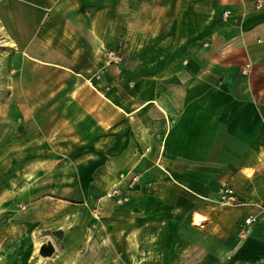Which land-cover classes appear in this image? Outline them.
I'll return each instance as SVG.
<instances>
[{
	"label": "crops",
	"instance_id": "1",
	"mask_svg": "<svg viewBox=\"0 0 264 264\" xmlns=\"http://www.w3.org/2000/svg\"><path fill=\"white\" fill-rule=\"evenodd\" d=\"M0 264H264V0H0Z\"/></svg>",
	"mask_w": 264,
	"mask_h": 264
},
{
	"label": "built area",
	"instance_id": "2",
	"mask_svg": "<svg viewBox=\"0 0 264 264\" xmlns=\"http://www.w3.org/2000/svg\"><path fill=\"white\" fill-rule=\"evenodd\" d=\"M261 2V1H259ZM230 14V11L226 10L223 12V16L227 17ZM108 61L109 63L111 62H120L122 61V56L117 53L115 50H109L108 51ZM251 68H252V63L251 62H247L242 66V72L245 75H248L251 72ZM139 179L138 175H132L130 178V181L127 184V188L117 184L114 185L113 187H111L107 192H106V196L109 198H113L116 203H123L125 201H127L130 198V194L128 193V190L132 189L134 187V185L137 183ZM223 198L226 199V201L228 202H232L234 201V199H236V194L235 191L233 190V188H227L225 190V193L223 195ZM254 221H256V217L254 216H248L245 219V224L246 225H252V223H254Z\"/></svg>",
	"mask_w": 264,
	"mask_h": 264
}]
</instances>
